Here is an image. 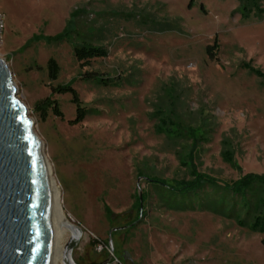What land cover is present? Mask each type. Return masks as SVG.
Wrapping results in <instances>:
<instances>
[{"label":"rangeland","instance_id":"1","mask_svg":"<svg viewBox=\"0 0 264 264\" xmlns=\"http://www.w3.org/2000/svg\"><path fill=\"white\" fill-rule=\"evenodd\" d=\"M258 6L262 15L243 19L237 0H0V59L64 216L83 231L75 264L104 259L93 237L110 239L123 264H264V234L227 210L183 209L166 188L193 180L192 168L220 186L264 175V0ZM74 46L106 56L81 66ZM57 86L75 91L81 123ZM47 99L60 117L39 105Z\"/></svg>","mask_w":264,"mask_h":264},{"label":"water","instance_id":"2","mask_svg":"<svg viewBox=\"0 0 264 264\" xmlns=\"http://www.w3.org/2000/svg\"><path fill=\"white\" fill-rule=\"evenodd\" d=\"M33 125L17 98L10 70L0 59V264H51L49 178ZM65 229L69 238L62 264H75L71 253L83 231L70 222ZM107 243L113 252L111 240Z\"/></svg>","mask_w":264,"mask_h":264},{"label":"trees","instance_id":"3","mask_svg":"<svg viewBox=\"0 0 264 264\" xmlns=\"http://www.w3.org/2000/svg\"><path fill=\"white\" fill-rule=\"evenodd\" d=\"M240 4V15L243 19H248L250 15H262L263 11L258 6V0H237ZM207 54L211 55V47L207 48ZM73 56L81 66H86L95 58L106 56L102 48H92L90 46H74ZM47 76L49 81L57 80L59 75V67L55 60L49 59L46 64ZM257 76L258 71L250 69ZM92 80H98V83L105 84L101 78H96L94 75H89ZM53 94L69 93L72 97V102L76 106V118L73 123H81L86 115V111L81 108L80 102L75 91L70 86H57L52 88ZM43 108H51L55 116L60 117L56 101L48 99L39 103ZM167 125V121L162 119V128ZM226 161L233 165L230 156L226 157ZM192 176L191 181L179 185L175 188L166 187L169 190L170 197L181 199V208L212 210L222 213L227 210L228 217L235 219L238 226L247 228L252 232L264 234V175L248 174L243 178L231 184H223L220 186L217 180H214L206 175L200 174L192 168L190 170ZM214 190L205 192L206 189ZM177 201V200H176ZM188 207V208H187ZM95 242H101L98 239H93L90 245Z\"/></svg>","mask_w":264,"mask_h":264},{"label":"bare ground","instance_id":"4","mask_svg":"<svg viewBox=\"0 0 264 264\" xmlns=\"http://www.w3.org/2000/svg\"><path fill=\"white\" fill-rule=\"evenodd\" d=\"M46 166H47V172L49 178L50 205H51V216H52L51 264H62L63 249H64L63 237L67 233V230L65 229V225L69 224V222L67 218L64 216L60 203L59 193L50 175L47 161H46Z\"/></svg>","mask_w":264,"mask_h":264},{"label":"built area","instance_id":"5","mask_svg":"<svg viewBox=\"0 0 264 264\" xmlns=\"http://www.w3.org/2000/svg\"><path fill=\"white\" fill-rule=\"evenodd\" d=\"M4 29H5L4 16L0 11V47L3 45V41H4ZM93 239L96 238L93 237ZM93 250L95 254L104 256L103 261L106 258L110 257L109 261L106 264H123V262L119 258H117L113 254V252H111L108 243L95 242L93 245Z\"/></svg>","mask_w":264,"mask_h":264},{"label":"crops","instance_id":"6","mask_svg":"<svg viewBox=\"0 0 264 264\" xmlns=\"http://www.w3.org/2000/svg\"><path fill=\"white\" fill-rule=\"evenodd\" d=\"M103 260H101L99 263H101Z\"/></svg>","mask_w":264,"mask_h":264}]
</instances>
